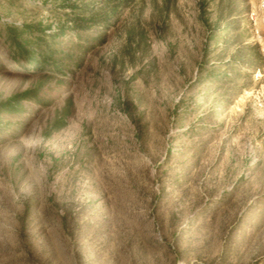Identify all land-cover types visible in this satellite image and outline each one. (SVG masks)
<instances>
[{"label": "rangeland", "instance_id": "374dc122", "mask_svg": "<svg viewBox=\"0 0 264 264\" xmlns=\"http://www.w3.org/2000/svg\"><path fill=\"white\" fill-rule=\"evenodd\" d=\"M255 2L0 0V264H264Z\"/></svg>", "mask_w": 264, "mask_h": 264}, {"label": "built area", "instance_id": "2783aa9c", "mask_svg": "<svg viewBox=\"0 0 264 264\" xmlns=\"http://www.w3.org/2000/svg\"><path fill=\"white\" fill-rule=\"evenodd\" d=\"M249 19L252 25V40L264 55V0H256L250 11Z\"/></svg>", "mask_w": 264, "mask_h": 264}, {"label": "trees", "instance_id": "16d2710c", "mask_svg": "<svg viewBox=\"0 0 264 264\" xmlns=\"http://www.w3.org/2000/svg\"><path fill=\"white\" fill-rule=\"evenodd\" d=\"M126 2V1H125Z\"/></svg>", "mask_w": 264, "mask_h": 264}]
</instances>
